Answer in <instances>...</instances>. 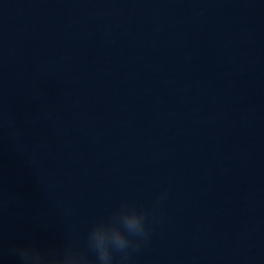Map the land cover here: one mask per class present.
<instances>
[{
	"label": "clouds",
	"instance_id": "9594fccd",
	"mask_svg": "<svg viewBox=\"0 0 264 264\" xmlns=\"http://www.w3.org/2000/svg\"><path fill=\"white\" fill-rule=\"evenodd\" d=\"M161 199L163 194L154 202V211ZM146 216L143 208L124 202L111 216L98 220L88 234V247L94 259L71 248L61 255L45 256L34 248L17 249V254L24 264H132V254L140 250L150 235Z\"/></svg>",
	"mask_w": 264,
	"mask_h": 264
}]
</instances>
